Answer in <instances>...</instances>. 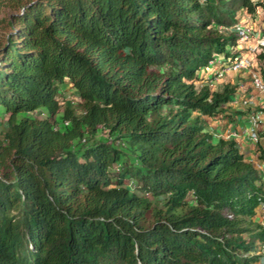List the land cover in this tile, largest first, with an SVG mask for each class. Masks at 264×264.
I'll return each mask as SVG.
<instances>
[{"label": "trees", "instance_id": "trees-1", "mask_svg": "<svg viewBox=\"0 0 264 264\" xmlns=\"http://www.w3.org/2000/svg\"><path fill=\"white\" fill-rule=\"evenodd\" d=\"M5 3L0 264H259L263 176L207 129L236 83L194 81L264 0Z\"/></svg>", "mask_w": 264, "mask_h": 264}, {"label": "rangeland", "instance_id": "rangeland-1", "mask_svg": "<svg viewBox=\"0 0 264 264\" xmlns=\"http://www.w3.org/2000/svg\"><path fill=\"white\" fill-rule=\"evenodd\" d=\"M20 11H21V9L15 8V7L10 6L9 4H6V3L0 5V44L3 43V41L7 35V31L10 29V27L7 26L4 23V21H1V20L2 19L3 20L9 19V18H11L12 15H14L15 13H19ZM237 22H239L241 25H243L245 27V29H247L249 38L246 42L239 41L238 44H236V46H234L231 49H232V51L242 52L245 55L248 54L247 56L251 59V65L245 69L234 70V71L229 70V69H222L221 75H218V74H215V70L220 69L222 66H221V63L216 61L218 63V66L216 68H213L210 71L205 70L206 71V73H205L203 70L205 68L204 67L200 72H198L199 78L194 81L196 87H198L202 83H207V85L209 86L210 89H220L221 85L224 83V82H221V80L226 79V77L229 75V73L232 75L233 81L236 79V87H235V91H234L236 94V97L230 103H228L226 106H224L222 112L218 113L221 116L223 114L225 115L226 111L230 107H235L238 104V101H243V99H245L244 97L240 98L239 96H237V95H240V93L242 91L246 92V91H248V89H252V88L255 91H257L253 86H251L252 88L250 87L251 73L255 72L254 71L255 69L253 68V66L258 64L254 61H257L255 58V54L259 51V46H260L259 43H260V41H264V19L262 18V15H261L259 10H256L253 14L248 13L246 11H240L238 14ZM247 46L250 48H248ZM253 63H255V64H253ZM209 66H211V65H209ZM241 81H242V83H241ZM243 82L247 83L248 86ZM62 89H63V91H62L63 95H66L65 97L70 96L74 99L75 96H73V93L69 89V85L62 86ZM261 93L264 94V92H261ZM73 99H72V102H74ZM245 102H246V99H245ZM242 104H243V102H242ZM219 115H215V117L219 118ZM210 118L213 119L214 117L212 116ZM210 118L209 117L206 118L208 130L211 129V125L213 123L212 120H210ZM211 132L214 134L215 137L216 136H223V134H221V132H213V131H211ZM257 168H258V166H257Z\"/></svg>", "mask_w": 264, "mask_h": 264}, {"label": "crops", "instance_id": "crops-1", "mask_svg": "<svg viewBox=\"0 0 264 264\" xmlns=\"http://www.w3.org/2000/svg\"><path fill=\"white\" fill-rule=\"evenodd\" d=\"M239 54L243 56L248 55H245L242 52H239ZM214 62L212 63V65L210 64L211 66H207L203 69L205 73V70L210 71L211 69L218 66V63L216 61ZM225 81L236 83V79L233 81L232 75L230 73L226 77V79L221 80V82ZM245 84L248 86L247 83ZM251 86L252 85L250 84V87ZM258 92L259 91H255L253 88L248 89V91L246 92L242 91L240 95L237 96H239L240 98L244 97L246 99V102L245 99H243L244 101H238V104L235 107H230L226 111L225 115L223 114L221 116L219 114H216L219 115V118H216L215 115L213 116V119H211L210 117L209 118L213 122L210 129L211 131L221 132V134L223 135L227 132L234 133L235 135H233V138L237 141L238 147L240 151L243 152L244 156L247 159H250L258 167H264V94ZM251 129H254L257 132L259 142H252L249 139L248 132ZM262 223L264 225V219L262 220ZM259 264H264V249L262 250Z\"/></svg>", "mask_w": 264, "mask_h": 264}, {"label": "built area", "instance_id": "built-area-1", "mask_svg": "<svg viewBox=\"0 0 264 264\" xmlns=\"http://www.w3.org/2000/svg\"><path fill=\"white\" fill-rule=\"evenodd\" d=\"M233 31L237 34L238 38L242 42H246L249 38L248 31L245 29L243 25H241L239 22L235 23L232 27ZM259 44L264 45V41H260ZM248 47V46H247ZM250 48V47H248ZM219 63H221V68L215 70V74L221 75L222 69H229V70H240L245 69L248 66L251 65V59L248 56H243L241 54H237L236 56H233L232 58L228 59L226 63H222L221 60L216 59ZM255 72L251 73V85L259 92H264V82L261 80L260 75ZM66 96V95H64ZM70 97V96H69ZM244 101V100H243ZM59 103L62 102V100L58 101ZM235 135L232 132H227L223 135V137H233ZM248 137L252 142H257L259 140L258 134L255 130L251 129L248 132ZM261 175L264 177V167H258ZM260 211L264 212V202L259 205Z\"/></svg>", "mask_w": 264, "mask_h": 264}, {"label": "clouds", "instance_id": "clouds-1", "mask_svg": "<svg viewBox=\"0 0 264 264\" xmlns=\"http://www.w3.org/2000/svg\"><path fill=\"white\" fill-rule=\"evenodd\" d=\"M263 179H264V177H263ZM261 203H263V202H261ZM261 203H260V204H261ZM260 204H259V205H260ZM259 205H258V212H257V214H256V219H257L258 221H260V223L263 225L262 220L264 219V212H261V211H260ZM263 226H264V225H263Z\"/></svg>", "mask_w": 264, "mask_h": 264}]
</instances>
